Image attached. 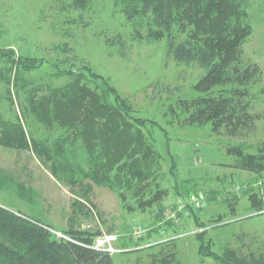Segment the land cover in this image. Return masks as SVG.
I'll use <instances>...</instances> for the list:
<instances>
[{
    "label": "trees",
    "instance_id": "16d2710c",
    "mask_svg": "<svg viewBox=\"0 0 264 264\" xmlns=\"http://www.w3.org/2000/svg\"><path fill=\"white\" fill-rule=\"evenodd\" d=\"M56 1L63 9L80 13L72 20H82L94 2ZM252 2L114 0L113 4L131 27L133 39L164 42L169 59L203 70L192 85L198 95L178 99L170 105L171 114L186 125H209L216 134L236 139L227 153L234 168L253 175L242 192L252 208L262 211L264 140L254 146L241 141L248 138L246 130L252 126L251 94L262 75L260 66L244 55V45L254 32L249 10ZM116 40L121 44L120 54L127 58L122 34ZM61 48L65 55L51 59L0 46V83L5 85L0 106L3 99L12 108L18 106L10 118L0 108V146L31 150L75 195L64 237L57 236L52 226L38 217L0 205V264H114L112 254L91 247L100 233L98 226L78 227L82 215L93 216L87 203L95 186L116 193L129 210L157 211L154 227L158 230L172 222L164 216L169 188L161 181L162 155L146 132L149 124L158 123L138 116L135 105L110 77L88 61L70 55L73 48ZM46 64L50 72L36 76ZM31 126L42 133L36 136ZM174 170L172 164L174 192L185 197L195 183L185 180L180 184ZM230 199L228 203L234 205L238 196ZM187 209L201 229L207 227L197 210L192 206ZM223 216L219 214L213 221L219 223ZM196 236L200 256L216 264H264L263 254L247 255L232 247L214 250L205 230ZM129 239H122L121 247L141 242ZM161 256L155 254L151 264H166L167 254Z\"/></svg>",
    "mask_w": 264,
    "mask_h": 264
},
{
    "label": "rangeland",
    "instance_id": "374dc122",
    "mask_svg": "<svg viewBox=\"0 0 264 264\" xmlns=\"http://www.w3.org/2000/svg\"><path fill=\"white\" fill-rule=\"evenodd\" d=\"M113 2L94 0L82 20H72L80 13L63 9L56 0H0V46L13 48L18 54L55 59L65 55L61 47L68 45L73 48L70 55L88 61L96 71L113 80L135 105L138 116L158 123L149 124L146 132L162 155L161 181L169 188L164 216L172 222L156 229L157 211L129 210L116 193L105 187L95 186L87 203L99 217V230L119 236L117 245L125 251L112 254L114 264H151L155 254H167L166 264H216L198 252L196 235L203 230L218 252L232 247L247 255H264V210L252 208L242 192L253 175L234 168L233 158L227 153V147L236 139L216 134L209 125H186L170 111V105L178 99L198 95L192 85L203 70L169 59L164 42L133 39L131 27ZM249 10L254 32L244 45V55L260 66L262 75L251 94L252 126L246 130L248 138L241 141L254 146L264 140V0H253ZM121 34L127 58L120 54L121 44L116 40ZM50 70L46 64L36 76ZM4 87L0 83L1 95ZM0 108L9 118L18 112V106L10 107L5 99ZM31 129L36 136L42 133L36 126ZM172 164L180 184L188 180L195 183L191 188L198 191L191 190L185 197L175 194ZM234 195L238 201L229 204ZM193 196L200 200L199 206ZM74 199L70 188L60 183L31 150L0 146V205L38 217L60 237L68 228ZM188 206L197 210L207 227L201 229L197 225L198 219L190 216ZM219 214L224 216L216 223L213 219ZM96 222L92 215H82L78 227L95 228ZM125 237L141 242L134 247H121Z\"/></svg>",
    "mask_w": 264,
    "mask_h": 264
},
{
    "label": "built area",
    "instance_id": "2783aa9c",
    "mask_svg": "<svg viewBox=\"0 0 264 264\" xmlns=\"http://www.w3.org/2000/svg\"><path fill=\"white\" fill-rule=\"evenodd\" d=\"M193 198L195 199L194 200L195 205L199 206L201 202L198 199V197L193 196ZM93 217L97 221L96 225L101 226L102 224L100 223L99 217L96 215L94 210H93ZM90 227H91V225H89L88 228H90ZM136 235H138V234H136ZM60 237H64V235L60 234ZM118 241H119V236L117 234L112 233V232H108V231H103L100 229V233L98 235H96V237L94 238V241H93V244L91 247H93L96 250L107 252L110 254H115L118 252H124L125 251L124 249H120L118 247V245H117Z\"/></svg>",
    "mask_w": 264,
    "mask_h": 264
}]
</instances>
